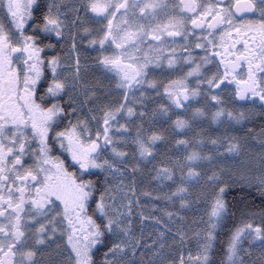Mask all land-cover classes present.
<instances>
[{"label":"snow or ice","instance_id":"1","mask_svg":"<svg viewBox=\"0 0 264 264\" xmlns=\"http://www.w3.org/2000/svg\"><path fill=\"white\" fill-rule=\"evenodd\" d=\"M0 264H264V0H0Z\"/></svg>","mask_w":264,"mask_h":264},{"label":"trees","instance_id":"2","mask_svg":"<svg viewBox=\"0 0 264 264\" xmlns=\"http://www.w3.org/2000/svg\"><path fill=\"white\" fill-rule=\"evenodd\" d=\"M244 197V202L247 203L249 206H253L256 208H259L261 205V197L260 193L256 191L254 188H247L244 187L243 190H241L240 187H234L229 191L228 199L231 202L233 198H236L238 201L237 207L242 206L239 201L241 199V196ZM229 223H232V221H229ZM224 237H221V240H223Z\"/></svg>","mask_w":264,"mask_h":264},{"label":"flooded vegetation","instance_id":"3","mask_svg":"<svg viewBox=\"0 0 264 264\" xmlns=\"http://www.w3.org/2000/svg\"><path fill=\"white\" fill-rule=\"evenodd\" d=\"M82 48L83 49H87L88 55H89L90 58H95L96 57L97 52L95 50H93L90 46L83 45Z\"/></svg>","mask_w":264,"mask_h":264},{"label":"rangeland","instance_id":"4","mask_svg":"<svg viewBox=\"0 0 264 264\" xmlns=\"http://www.w3.org/2000/svg\"><path fill=\"white\" fill-rule=\"evenodd\" d=\"M261 120H260V118H259V116H257V118L253 121V124L251 125V126H254V127H257V128H259L260 126H261ZM238 166H240V167H242V165H238ZM247 188H249V187H247ZM253 189V188H252ZM255 189V188H254Z\"/></svg>","mask_w":264,"mask_h":264}]
</instances>
